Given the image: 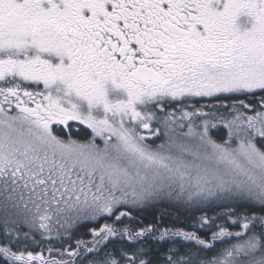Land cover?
<instances>
[{
	"label": "snow or ice",
	"instance_id": "snow-or-ice-1",
	"mask_svg": "<svg viewBox=\"0 0 264 264\" xmlns=\"http://www.w3.org/2000/svg\"><path fill=\"white\" fill-rule=\"evenodd\" d=\"M0 264H264V0H0Z\"/></svg>",
	"mask_w": 264,
	"mask_h": 264
},
{
	"label": "trees",
	"instance_id": "trees-1",
	"mask_svg": "<svg viewBox=\"0 0 264 264\" xmlns=\"http://www.w3.org/2000/svg\"><path fill=\"white\" fill-rule=\"evenodd\" d=\"M209 215H211V213H209ZM232 231H235V228H233Z\"/></svg>",
	"mask_w": 264,
	"mask_h": 264
},
{
	"label": "rangeland",
	"instance_id": "rangeland-1",
	"mask_svg": "<svg viewBox=\"0 0 264 264\" xmlns=\"http://www.w3.org/2000/svg\"><path fill=\"white\" fill-rule=\"evenodd\" d=\"M238 230V229H235V231Z\"/></svg>",
	"mask_w": 264,
	"mask_h": 264
}]
</instances>
